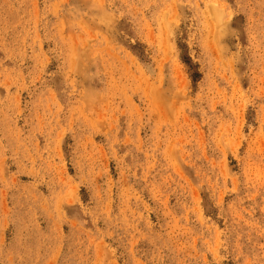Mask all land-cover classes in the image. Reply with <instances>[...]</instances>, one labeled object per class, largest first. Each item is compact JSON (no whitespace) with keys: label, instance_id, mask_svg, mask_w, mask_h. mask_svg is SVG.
Here are the masks:
<instances>
[{"label":"rangeland","instance_id":"obj_1","mask_svg":"<svg viewBox=\"0 0 264 264\" xmlns=\"http://www.w3.org/2000/svg\"><path fill=\"white\" fill-rule=\"evenodd\" d=\"M0 264H264V0H0Z\"/></svg>","mask_w":264,"mask_h":264}]
</instances>
